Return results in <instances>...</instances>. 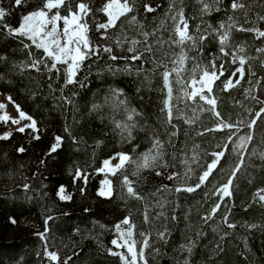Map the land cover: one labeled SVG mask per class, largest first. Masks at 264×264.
Returning <instances> with one entry per match:
<instances>
[{
    "label": "trees",
    "instance_id": "1",
    "mask_svg": "<svg viewBox=\"0 0 264 264\" xmlns=\"http://www.w3.org/2000/svg\"><path fill=\"white\" fill-rule=\"evenodd\" d=\"M106 1L65 0L57 10L66 16L87 3L92 44L129 57L111 61L102 53L85 60L77 83L63 90L64 96L75 92L71 104L60 99L66 66L57 65V73L40 64L36 71L33 60L44 59L49 67L52 61L31 41L0 27V92L36 122L35 131L0 138V264H123L110 252L116 225L126 218L134 225L136 250L144 252L138 264H264V203L254 197L264 193V37L257 38V30L264 31V0H237L235 10L233 0H128L131 11L98 31L107 22L101 11ZM43 3L27 0L15 7L0 0L10 12L4 23L18 27L24 14ZM181 9L187 36L177 39ZM144 32L152 52L133 61L137 53L127 50L130 44L116 41L137 39L139 52L146 47ZM238 67L240 80L226 87ZM203 77L210 78L209 88L199 90ZM129 109L136 113L131 121ZM244 134L238 150L236 139ZM57 136L62 144L51 152ZM120 153L130 158L110 176L112 196L101 197L99 170ZM152 153L157 157L145 169L143 157ZM61 187L70 199L59 197ZM46 252L59 260H49Z\"/></svg>",
    "mask_w": 264,
    "mask_h": 264
},
{
    "label": "snow or ice",
    "instance_id": "2",
    "mask_svg": "<svg viewBox=\"0 0 264 264\" xmlns=\"http://www.w3.org/2000/svg\"><path fill=\"white\" fill-rule=\"evenodd\" d=\"M12 3L15 7H20L23 4L27 3V0H12ZM65 0H44V3L41 7L37 8L36 10L29 11L26 14H24L21 17L20 23L18 27H11L4 23L5 17L10 15V12L6 10L4 7H0V27L6 30V32L9 35H14L18 37H24L28 41H31V45H34L37 49H42L45 58L50 59L52 61L51 67H49L45 62L44 59L39 60H33L30 67L34 68L36 71H39V65L44 64L45 68H48V71L51 72L55 70L57 73L61 71L57 67V65H65L66 67L63 69L64 71V84L60 89L61 96L60 99L65 101L66 103L71 104L72 103V96L75 95V92L72 93V96H64L63 90L64 88H67L69 85H74L77 83L76 77L77 74L82 70L84 67L85 60L91 59L93 56L100 57L102 53H108V59L111 61H116L117 59H129V57H117L115 55H112V48L110 46H100V45H93L88 37V24L85 19L87 15L90 12L89 6L87 3L80 2L76 5V11L69 10V14L66 16H61L59 11H56L54 14L49 15V13L52 12L53 9L59 10L62 6H64ZM237 6V0H233V3L231 4V8L233 10L236 9ZM241 7H245V5H241ZM152 9H149L151 11ZM204 11H209V4L204 3L203 5ZM106 16L108 17V22L105 24H99L97 25V30L105 29L107 30L109 27L115 26V21L121 16L124 15L127 12L131 11V8L128 5V0H108V3L104 6L103 9H101ZM259 19L264 20V17H259ZM63 20V30L61 31L59 29V24ZM83 21V22H81ZM132 21H135V17H132ZM186 19L184 17L183 9L180 10L179 13V20L177 22V28H176V37L177 39H183L185 32L187 30V24L185 23ZM51 25V27H49ZM179 25H184V28L181 29ZM142 27V25H141ZM243 31V29H240ZM259 32V35L257 38L264 37V31H261L260 29L257 30ZM144 44L146 47H144L143 50L137 52V45L140 43L137 39H131L128 40L127 36L123 38V41L120 39H117L116 43L118 46H122V43L127 42L130 44V47L127 49L129 52L137 53L136 55H133L130 57L131 60H139L141 58V55H143L144 52L151 53L152 52V45L148 44V37L149 33L144 32ZM107 38V37H105ZM225 37L221 36L219 38V42L223 44ZM155 43V42H154ZM30 45L25 44L24 47L28 48ZM89 67H91L89 65ZM109 69H111V65L108 66ZM127 67V66H125ZM239 71H242V69H238ZM221 74H223L221 69ZM170 75V73L164 74V79L166 81L165 88H168L167 84V77ZM86 78V77H85ZM51 79V77H49ZM80 87H83V81H80ZM51 87V85H49ZM117 95V90H113L111 93V97L114 99ZM167 99V92L166 97ZM134 110H127V120L131 121L133 119V116L135 115ZM20 116L22 118L25 117V114L23 112L20 113ZM31 119L30 117H28ZM13 123H18V121H13ZM36 122L35 120H32V123L28 125L27 127L32 128L34 131L36 130ZM117 127L121 129L122 132L126 131L127 126L126 125H120L117 124ZM20 132H24L25 128H20ZM128 136H131V132L127 131ZM7 138V137H3ZM36 139H39V136L36 137ZM62 144L61 137H56V143L52 146L51 152H56L57 149ZM19 152H23L24 149L20 148L18 149ZM120 158V164L116 166V168H110L109 167V161H105L104 168L100 169L99 171L103 172L105 169L110 171L112 174H115L116 169L121 168L123 166V162L130 158L129 155L120 153L118 154ZM81 178V172L77 170L75 179ZM88 176L85 174L83 175L84 183H87ZM128 177H123L122 184H127ZM27 185L24 186L25 190H27ZM184 191H195L196 188H187L183 189ZM61 192H63V188L60 189ZM112 184L111 181L108 179H105L102 182V187L99 190V195L103 197H111L112 195ZM180 191V189H178ZM127 192L132 193L136 195V198H141L137 193H135V190L133 187H127ZM71 197H64L61 196V199H70ZM223 196H221V201L223 200ZM264 199V198H262ZM220 204L217 203L211 210L210 215L214 216L216 211L219 209ZM48 219H52L51 217H48ZM207 219V217H205ZM145 220H147V213H145ZM14 222V221H13ZM224 222L227 223V216L224 218ZM47 223V220H46ZM123 224L128 225L127 230H123L121 228L120 224L116 225V231L119 233L118 240H113L112 243L116 247H126L127 251L131 254V262L130 264H136L137 262V252L135 251V245L136 241L132 239L134 225L130 223V221L126 218L122 221ZM229 228H235L236 225L234 223H228L227 225ZM256 225H250V228H254ZM47 231V229H46ZM46 234V233H45ZM45 234H41V238L43 239ZM141 235H144L141 233ZM160 238H164V233H160ZM122 241V243L120 242ZM143 247H148V238L145 237L143 241ZM188 251H192V247H188ZM111 255H119L122 260L125 261V264H129L128 258L123 253H117V252H110ZM46 256L49 260L53 262H57L59 260L58 255L55 252H46ZM140 259L143 260L144 252L143 249H141L139 253ZM65 264H67V261H65ZM144 264H147V261L144 262ZM185 264H187V261H185Z\"/></svg>",
    "mask_w": 264,
    "mask_h": 264
},
{
    "label": "rangeland",
    "instance_id": "3",
    "mask_svg": "<svg viewBox=\"0 0 264 264\" xmlns=\"http://www.w3.org/2000/svg\"><path fill=\"white\" fill-rule=\"evenodd\" d=\"M121 2H123V0H121ZM108 3V0L106 1L105 5ZM104 5V6H105ZM129 5V3H128ZM104 8V7H103ZM57 11V9H53L51 13H49V15H52L54 14L55 12ZM106 15V14H105ZM63 17V16H62ZM107 17V16H106ZM83 22V21H81ZM107 22H108V17H107ZM106 22V23H107ZM59 24V29L62 31L63 30V27H64V24H63V20H61L60 22H58ZM49 27H51V25H49ZM179 27L181 29L184 28V25H179ZM187 36V30L185 32V35H184V38ZM238 69H242V67H238L234 73L232 74V76L230 77V79L228 80L227 84H226V87H231L233 85H235L241 78V75H242V71H239ZM211 77V76H210ZM206 77H203V79H205ZM208 79H205V80H199V83L201 85V87H199V90H201L202 88H209V86H206V83L207 81L209 80L210 81V78L207 77ZM206 86V87H205ZM202 95V94H201ZM207 94L204 93L203 96L205 97ZM23 112L19 107L18 105L13 102L9 96H7L6 94H3L0 92V138L1 137H7L10 135L11 132L15 131V130H19L20 128H29V129H32L30 127H27L28 125H30L32 123V120H34V118H32L30 115H28L27 113L23 112L25 114V117L22 118L20 116V113ZM28 117H30L31 119H29ZM13 121H18V123H13ZM36 127V125H35ZM246 135H239L237 137V148L238 150L242 149L243 147V144L246 140ZM220 155H217L216 159L219 157ZM157 157V155H155V153L153 154H146L144 157H143V167L145 169H147L149 167V163L151 161L152 158H155ZM105 161H109V167L110 168H116L117 165H119L121 162H120V158H119V155L116 154L114 156H112L111 158L105 160ZM105 161L103 162L102 164V168H104V163ZM128 159L126 161L123 162V166L121 168H118L116 169L115 171V174L120 171L124 166L125 164L127 163ZM213 166V164L211 165V167ZM210 167V168H211ZM104 174V178L103 180L101 181V184H100V188L99 190L101 189L102 187V182L105 180V179H108L111 181V178L110 176L112 175H115V174H112L110 171H108L107 169H105V171L101 172ZM111 184H112V181H111ZM99 193V191H98ZM112 194H113V191H112ZM58 195L59 197L61 198V196H64V197H68L66 196V194L63 192H61L59 190L58 192ZM112 196V195H111ZM103 197V196H101ZM254 197L256 199H258L259 202H262L264 203V193L263 192H258L254 195ZM105 198H108V197H105ZM121 225V228L123 230H127L128 229V225H125L123 223H120ZM133 231V229H132ZM118 237H119V233H117L116 231V239L115 240H118ZM132 239L136 241V245H137V240L136 238L134 237V234L132 236ZM122 243V241H120ZM114 245V244H113ZM136 245H135V251L137 252V262L136 264H138L142 259H140V256H139V253L137 250H136ZM112 252H117V253H123L127 258H128V261H129V264L131 262V254L127 251V248L126 247H116L114 245V250ZM119 256V255H118ZM120 257V256H119ZM121 259V258H120ZM122 263L125 264V261L122 260Z\"/></svg>",
    "mask_w": 264,
    "mask_h": 264
}]
</instances>
